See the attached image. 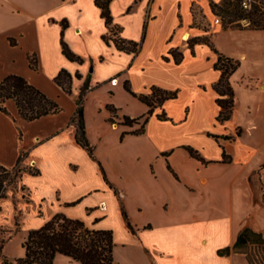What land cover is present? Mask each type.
I'll use <instances>...</instances> for the list:
<instances>
[{"label":"crops","instance_id":"crops-1","mask_svg":"<svg viewBox=\"0 0 264 264\" xmlns=\"http://www.w3.org/2000/svg\"><path fill=\"white\" fill-rule=\"evenodd\" d=\"M88 1L89 4L85 5L83 0H0V80L9 74L22 75L63 107L60 113L34 121L21 118L13 100L6 103L8 112L0 110V164L13 168L19 156L24 154L22 161L41 171L39 175H23L22 185L28 187L30 198L31 193L36 191L37 196L33 195V198L43 202L47 198L45 193H49L56 204L52 213L40 216L39 223L31 229L41 227L57 212L80 218L90 227L111 229L104 222L110 205L118 201L121 215L123 204L131 223L133 215L144 216L139 223H132L134 232L127 224L126 228L152 264H249L243 253L220 256L218 250L232 245L246 226L264 233V221H261L257 211L258 207L264 205V74L231 76L235 105L230 119L220 123L216 119L220 106L214 88L221 76V70L215 68L218 54L203 39H209L219 53L240 60L239 68L250 60L255 68L264 70V29H224L220 26L202 31L191 23L193 2H198L205 13L213 14L210 2L220 3L222 0H191L189 18L186 20L181 15V0H172L177 6V21L163 38L165 48L158 57L159 63L164 67L178 68L189 60L199 59L200 50L203 49L202 59L206 58L208 69L214 74L211 80L196 83L199 93L187 105L178 103L183 91L178 85L152 81L139 92L132 86L129 74L133 61L144 50L149 27L157 21L166 0H144L142 3L140 0L138 4L131 0L123 9L124 16L141 12V30L137 37L131 36L129 29L112 15L114 22L123 28L124 39L141 43L137 54L119 50L115 43H107L103 39L108 29L101 16V8L95 0ZM116 1L110 3L111 14ZM67 5L74 7V16L62 12ZM148 5L152 13L149 19L145 10ZM214 17L216 21L217 16ZM63 20L68 22V27L64 29V40L75 54L84 59L83 63L69 60L62 52ZM179 28L189 29L190 32L184 31L190 35L188 42L182 43L178 36H174ZM218 37L228 38L231 43L233 41L229 47L231 51L217 44ZM195 38L202 40H196L191 47L190 40ZM94 41L108 47L112 55H125L132 60L127 68L109 72L104 81L106 83L116 78L114 83L107 82L106 85V92L111 96L98 105L102 131L91 130L85 107L86 134L95 148L96 159L76 142V126L71 123L77 110L76 99L88 75H91V86L97 88L93 85V73L96 71L94 62L95 59L103 62L104 56L98 54L93 57L79 49ZM173 49L182 54L180 62H176L171 54ZM31 54L37 56V69L30 65ZM61 69L82 75L81 79L74 78L71 94L54 81ZM126 80L137 94L146 93L152 85L177 91L178 96L163 105L171 120H160L156 114L161 109H156L149 117L143 134L129 133L122 138L124 131H131L135 127L109 122L110 112L106 105L114 104L131 117L141 116L148 111H145L148 108L145 103V108L140 112L126 110L127 105L141 102L125 90ZM95 88L89 91L86 99L99 96L93 92ZM118 92L126 96V104L116 101ZM240 92L246 98L241 109L238 108ZM205 99L212 105L209 117L214 118L215 125L224 126L234 118L238 119L233 132L204 131L220 147V155L216 159L207 157L202 149L191 142H176L174 136L149 129L151 118L160 124H177L174 117L169 115V108L176 109L179 122L193 120L200 112H206ZM103 108L106 111L101 115ZM109 130L114 133L112 138L106 134ZM237 131H240L239 135ZM227 135L236 138H222ZM229 146L235 147L236 153ZM186 147L197 150L205 163L192 157ZM224 154L230 159L229 162L223 161ZM100 163L113 187L104 179ZM114 164L119 168L116 175L113 172ZM95 178L98 183H91ZM43 190L48 191L40 193ZM94 195L95 201L85 207L83 216L73 214L76 205ZM77 200H80L77 204L68 205ZM132 202L133 212L129 207ZM39 207H42L41 204ZM96 211H100V214ZM112 230L116 241V231ZM154 234L165 237V243L152 239Z\"/></svg>","mask_w":264,"mask_h":264},{"label":"trees","instance_id":"trees-1","mask_svg":"<svg viewBox=\"0 0 264 264\" xmlns=\"http://www.w3.org/2000/svg\"><path fill=\"white\" fill-rule=\"evenodd\" d=\"M111 1L112 0H95L97 6L101 8V16L105 19V23L108 27L113 24V16L110 10ZM209 5L211 12L221 19L224 29H264V0H222L220 3L211 1ZM62 27L61 44L63 54L71 61L83 63L84 59L75 54L64 40V29L68 27L67 20L62 21ZM103 39L107 43L109 42L107 35H104ZM196 40L202 39H191V47ZM203 41L208 43L218 54L215 68L221 70V76L214 84V88L218 93L217 103L220 106V110L216 119L220 123H224L230 119L235 105V91L231 82V76L239 68L241 63L240 60L219 53L209 39L204 38ZM114 43L117 49L134 54H137L141 47L140 42L124 38H116L114 39ZM170 52L176 62L181 61L182 54L175 49ZM29 61L32 68H38L36 54L29 55ZM74 78L81 79V73L76 72L72 74L67 69H61L54 77V81L61 86L65 92L71 94ZM96 87H99V85ZM93 88L95 87L91 86V75H88L76 99L77 110L71 123L76 126V142L86 149L92 158L96 159L95 148L90 143L86 134L84 105L86 94ZM124 88L138 98V100L145 103L148 106V111L138 117H131L125 114L122 116V121L120 123L125 126L133 127L136 124H140L138 128L131 131H124L122 133V138L129 133L136 135L143 134L149 117L154 114L158 108H160L161 111L156 115L160 120H171L164 110L163 105L167 100L176 98L178 96L177 91L166 90L159 86L152 85L149 93L137 94L131 89L128 80L124 82ZM9 100L15 101L20 117L27 121H34L44 116L57 114L63 111V107L56 99L48 96L40 88L30 83L24 76L18 74H9L0 80L1 111L8 112L6 103ZM106 108L110 112L108 121L114 123L119 108L111 103L107 104ZM141 119H143V121H141ZM236 134L239 135L240 131H237ZM214 136L216 138L220 137L218 135ZM222 138L234 140L236 136L227 135ZM186 148L192 157L205 163L204 158L201 157L197 150L192 147ZM23 157L24 154L19 156L13 168H8L0 164V200L7 196L5 194L6 186L11 182L22 180L24 173H29L31 175H39L41 173L40 169L36 167H22L21 162ZM223 161H230L226 154H224ZM100 167L104 179L113 187L101 163ZM262 168H264V164ZM20 189L29 192L28 187L25 185H21ZM79 201L80 200L68 203V205H75ZM121 209L128 228L134 232L135 228L130 222L123 204ZM1 232H3V230H1ZM8 232L10 233L8 238H10L12 232L10 230H8ZM4 242V240L1 242V246H3ZM23 247L25 249L24 257L16 259L14 263L5 259V264H54V259L59 253L68 256L72 260L79 261L81 264H120L115 260L116 242L112 229L90 227L84 220L69 217L63 212L54 214L52 218L41 227L31 229L23 242ZM232 253L245 254L249 264H264V233L249 226L244 227L232 245L218 250L220 256H228Z\"/></svg>","mask_w":264,"mask_h":264},{"label":"rangeland","instance_id":"rangeland-1","mask_svg":"<svg viewBox=\"0 0 264 264\" xmlns=\"http://www.w3.org/2000/svg\"><path fill=\"white\" fill-rule=\"evenodd\" d=\"M130 1L131 0H117L112 8V15L118 18L120 22L123 23L129 29L131 36L137 37L141 30V12H137L133 15H122L123 9L129 5ZM135 2L136 4H138L140 0H135ZM142 2H144V0H141V3ZM190 2L191 0H181L180 11L183 19L185 20L189 18ZM83 3L85 5H88L89 1L83 0ZM149 7L150 5H148L145 9L147 19L152 17V13L150 12ZM191 11L193 14V21L191 23L194 27L199 28L202 31H204L205 29L213 30L220 26L222 27L221 21L219 22V24H217L214 15L210 14L209 12L208 14L205 13L204 9L198 2H193L191 6ZM62 12H67L72 17L74 16V7L71 5H67L63 8ZM176 21L177 6L172 0H166L163 8L159 12L157 21L150 25L147 39L144 45V50L139 55V57H137L133 61L129 74L132 80V86H135L139 92L143 91L144 86L152 81L171 82V84L173 85H178L183 89L180 97L178 98V103H185L188 105L189 101L195 99L199 93L197 91L198 89L196 88V83L209 81L214 77V74L210 69H208L207 63L205 62L206 58L202 59V54H204L205 52L203 49L200 50L199 59L189 60L184 66L178 68H172L169 66L164 67L159 63L158 57L165 48L163 38L172 29ZM107 29L108 30L106 32V35L109 39V42H111L112 44L114 43V39L123 38V28L120 25L116 24L114 20L113 24L110 27L107 26ZM184 31H189V29L179 28L176 31V35H174L178 36L180 38V42L182 43L186 41L183 38L185 34ZM189 38L190 36H188L187 42ZM232 43L231 40L228 38L226 39L224 37H218L217 39V44L224 47L225 49L227 48V51H231V48L229 47ZM217 44L216 46L218 47ZM79 49L85 53L91 54L93 57L98 54L104 56L103 62L100 63L96 59L94 62L96 71L93 73V85H99V87L95 88L93 92H96L99 96H96L97 98H90L89 100L85 99L84 102L88 114L89 127L92 131L94 129H99L100 131H102V128L100 127V125H102V116H100V114L98 115L100 111L98 105L101 101H104L106 98H109V96H111L110 93L106 92V85L107 82L112 83L113 80L116 78L110 79L106 83H104V81L109 76V72H113L115 70L121 71L127 68L132 62V60L131 58L125 55L121 57L117 55H112L110 49L102 43H99L98 41L88 43L86 46L79 47ZM259 72L264 74V70L259 69L257 67L255 68L252 65L251 61L247 60L241 65V67L236 71V73H234V75H251L253 73ZM149 92L150 90L148 89L146 93ZM88 93L86 94L85 98H87ZM245 100V96L240 92L238 103L239 109L243 107ZM116 101L122 104H126L127 98L126 96L118 92L116 94ZM204 101L205 102L203 103L205 105L206 112H200L199 114H197V116L193 118V120L181 123L177 119L178 115L176 109L169 108L168 113L171 117H174V120L177 122V124H160L158 120L151 118L149 129L156 131L157 133H161L163 135L174 136L176 138V142H191L200 149H202L207 157L216 159L220 155V147L214 139L208 138L206 134H204V131L211 129L219 133L233 132V130L236 128V122L238 119L234 118L232 121H229L228 124L224 126L220 124L215 125V121L213 120L214 118L209 117V113L212 110V105L210 104L208 99H205ZM144 108L145 104L140 102L138 105H127L126 110L132 113H137ZM147 110L148 108L145 109V111ZM105 111L106 109L103 108L101 111V115L102 113H105ZM157 111H160V108H158ZM123 115L124 111L121 109L118 110L117 117H115V122L113 124H121L120 122L122 121ZM141 121H143V119H141ZM139 126L140 124H136L134 127L138 128ZM171 126H173V128H171ZM106 134L110 136V138L114 136V133L111 130L107 131ZM229 149L233 150L236 153L235 147L229 146ZM21 166L25 167L29 165H26V162L22 161ZM30 166L33 167V165ZM113 172L115 173V175L119 172L118 165H113ZM91 183L97 184V179H92ZM22 184V180H17L13 183L11 182L9 185L6 186L5 194L7 196L0 200V264H5V259H8L11 263H14L16 259L25 256L23 242L26 239L29 230L39 223V221L41 220L40 216L51 214L56 206L54 200H51L49 193H45L48 190H43L40 192L47 194V198L43 202H38L35 198H33V195L37 196V192H32L30 198V194L27 190L23 191L20 189ZM262 190L264 191V187ZM31 199L32 201L30 202ZM95 199L96 196L94 195L85 200V202L76 205L73 208V214L83 216L85 214V207L88 204L94 202ZM25 203V207L22 208V205ZM40 204L42 206V209L39 207ZM129 207L133 212L134 203H129ZM257 211L259 212L258 215L260 216L261 221L263 222L264 205L258 207ZM96 212L100 214V211ZM143 218L144 216L137 214L133 215L131 221L133 224H135V222L139 223L140 220ZM104 223L107 226L111 227V229H114L116 231L117 239L115 241L116 247L114 255L115 260L118 263L152 264L150 259L147 258V256L144 255V253L140 250L133 234L128 232L126 228V223L120 212V206L118 201L110 205ZM1 230H3V232H1ZM8 230L12 232V236L10 238H8L10 235ZM152 239L156 240L157 242L165 243V237H160L158 234H154L152 236ZM3 240L5 242L3 246H1V242ZM54 264H81V262L72 260L68 256L59 253L54 259Z\"/></svg>","mask_w":264,"mask_h":264},{"label":"bare ground","instance_id":"bare-ground-1","mask_svg":"<svg viewBox=\"0 0 264 264\" xmlns=\"http://www.w3.org/2000/svg\"><path fill=\"white\" fill-rule=\"evenodd\" d=\"M188 36H190L189 33H186V34L184 35V39L187 40ZM115 80H116V79L113 80V83H114Z\"/></svg>","mask_w":264,"mask_h":264},{"label":"built area","instance_id":"built-area-1","mask_svg":"<svg viewBox=\"0 0 264 264\" xmlns=\"http://www.w3.org/2000/svg\"><path fill=\"white\" fill-rule=\"evenodd\" d=\"M216 21H217V22H220V21H221V19H220L219 17H217Z\"/></svg>","mask_w":264,"mask_h":264}]
</instances>
